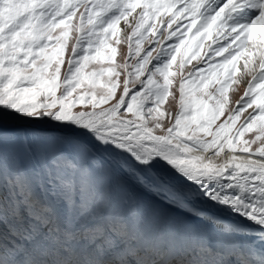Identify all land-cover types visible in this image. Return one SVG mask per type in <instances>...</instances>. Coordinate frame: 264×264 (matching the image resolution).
<instances>
[{
  "label": "snow or ice",
  "instance_id": "1",
  "mask_svg": "<svg viewBox=\"0 0 264 264\" xmlns=\"http://www.w3.org/2000/svg\"><path fill=\"white\" fill-rule=\"evenodd\" d=\"M0 264H264V0H0Z\"/></svg>",
  "mask_w": 264,
  "mask_h": 264
},
{
  "label": "bare ground",
  "instance_id": "2",
  "mask_svg": "<svg viewBox=\"0 0 264 264\" xmlns=\"http://www.w3.org/2000/svg\"><path fill=\"white\" fill-rule=\"evenodd\" d=\"M244 87H245V84L242 82L239 85V87H238V91H239L240 88H241V91H242ZM237 93H235V94H237ZM235 94H233V95H235ZM157 171H160L163 175L167 176L169 179H178V177H176V174L174 172H172L169 168H157ZM153 197H155V196H153ZM158 201L161 204L160 207H162L165 211L167 210L166 212H168L171 209L177 208V207H172L170 205L164 204V202L161 201V200H158ZM194 205H195V207H196V209L198 211H202V212L210 214V215L221 217L224 220L233 219L230 216V214L227 213L223 208L217 206L216 204L212 203L211 201H207V200H204V199H197V200L194 201ZM179 218L185 219L186 215L185 214L183 216L179 215ZM235 219L239 220L240 218L236 217ZM241 223L247 225L249 222L247 220H241Z\"/></svg>",
  "mask_w": 264,
  "mask_h": 264
},
{
  "label": "rangeland",
  "instance_id": "3",
  "mask_svg": "<svg viewBox=\"0 0 264 264\" xmlns=\"http://www.w3.org/2000/svg\"><path fill=\"white\" fill-rule=\"evenodd\" d=\"M125 48H126V45H123L122 48H121V51L122 52H126V49ZM118 61H119V56H118ZM62 73H63V69H62ZM98 87H99V85H98ZM244 89H245V87L241 91V88H240L237 94L232 95V100L235 101V100L239 99V96L241 95V93H243ZM81 90L82 89H78V92L81 91ZM117 94L119 95V90H118V93ZM75 95L76 94H74V96ZM164 108H165L166 111H173L174 112L175 109H176L175 101H172L171 98H170L169 102L167 104H165ZM21 124H22V122L10 121L9 122V127L10 128H19ZM32 127L33 128H36V129L44 130V129H48L50 127V125L49 124H32V125H30V128H32ZM249 135L250 134H246V138H249ZM134 187H135V190L138 191V192H144V191H146L145 189H143V188H141L139 186L137 187V186L134 185ZM152 199H156V198L153 197Z\"/></svg>",
  "mask_w": 264,
  "mask_h": 264
}]
</instances>
